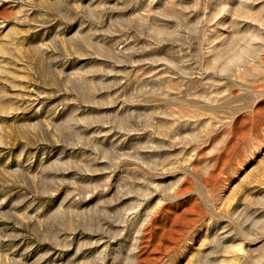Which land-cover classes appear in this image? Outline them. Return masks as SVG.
I'll list each match as a JSON object with an SVG mask.
<instances>
[{
	"label": "rangeland",
	"instance_id": "obj_1",
	"mask_svg": "<svg viewBox=\"0 0 264 264\" xmlns=\"http://www.w3.org/2000/svg\"><path fill=\"white\" fill-rule=\"evenodd\" d=\"M0 264H264V0H0Z\"/></svg>",
	"mask_w": 264,
	"mask_h": 264
}]
</instances>
